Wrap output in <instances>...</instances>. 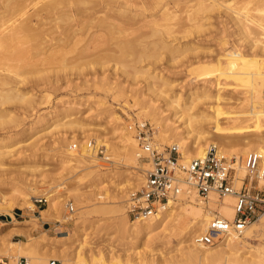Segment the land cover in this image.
<instances>
[{
  "label": "rangeland",
  "instance_id": "374dc122",
  "mask_svg": "<svg viewBox=\"0 0 264 264\" xmlns=\"http://www.w3.org/2000/svg\"><path fill=\"white\" fill-rule=\"evenodd\" d=\"M48 1L29 0V11H39ZM197 1L79 0L71 8L76 18L72 30L47 36L38 41L36 48L31 45L33 42L29 43L32 57L18 65L19 75L12 74L16 97L0 103V210L11 206L13 216L25 222V225L0 230V261L16 264L24 257L28 264H49L52 260L61 264L192 263L184 260L185 246L190 241L181 239L177 231L164 236L162 230L156 229L135 237L128 227L124 229L119 224L115 210L119 208L127 214L133 195L143 186L134 185L136 178L144 179L148 164L140 161L137 168H132L130 160H119L112 143L119 139L118 126H124L136 139L135 131L129 126L142 122L152 142L158 145L157 151L176 145L173 139L159 143V128L149 115L141 113L143 109L169 118V123L174 122V111L166 104L171 93H179L184 102L192 91V81L213 77H205L203 71L191 74V69L202 62L214 68L218 58L230 52L236 55L238 51L242 53L237 55L242 54L247 60L252 57L251 60L264 61V49L250 45L234 21H230V16H225L228 13L223 15L226 9H221L223 14L221 10L203 14L196 11ZM230 1L221 0L223 5ZM245 1L233 0L232 6L244 12L243 15L250 13L248 24L254 34L257 24H264V17L254 12L252 5L246 6ZM66 11L67 8L62 12ZM56 14L47 16L42 24L33 16L34 26L39 30L48 28L57 22L59 14ZM202 22L204 26L198 30ZM162 42L166 47L180 44V51L171 53L164 49ZM144 72L160 73L172 83V89L162 87L161 93L152 92ZM244 87L227 92L233 101L240 100L234 111L247 110L251 102L259 106L264 101V89L252 94ZM201 109L197 103L189 112ZM250 124L242 122L232 126ZM254 138L248 134L245 140L235 139L236 146L231 153H224L222 157L236 163L231 172L235 191L247 185L264 195V181L256 178L250 184L244 166L246 155L254 150L239 153L242 148L246 149L242 143ZM89 141H94L95 147H88ZM99 141L110 147L112 164L106 169L101 167L98 158L92 162L91 154ZM208 146L215 147L211 142ZM239 159L244 167L240 178ZM226 197L211 194L203 202L192 196L193 205L201 213L213 216L220 215V206ZM38 198H46L50 207H56L61 200V214L43 210L46 204L35 203ZM231 200L232 207L234 199ZM69 202L74 207L70 214ZM262 214L264 211L250 224ZM6 219L0 214V222ZM127 219L136 222L128 215ZM25 235L35 237V243L20 257L6 256L5 249L13 248V242L26 241ZM30 256L38 259L33 262Z\"/></svg>",
  "mask_w": 264,
  "mask_h": 264
},
{
  "label": "bare ground",
  "instance_id": "6f19581e",
  "mask_svg": "<svg viewBox=\"0 0 264 264\" xmlns=\"http://www.w3.org/2000/svg\"><path fill=\"white\" fill-rule=\"evenodd\" d=\"M78 1L79 0H49L39 11L30 12L29 0H0V103L10 102L16 97L17 90L14 88L12 80L14 79V76L16 77L19 75L18 65L25 59H30V57H32L30 53L32 50L30 51L28 49L30 47L29 43L33 42L31 45L36 48L38 44H40L38 42L39 40L42 41L47 36L51 37V35L55 33L63 34L64 32L72 30L75 27L76 18L75 13L71 8ZM112 1L118 2L119 0ZM232 2L233 0L230 1L229 4L227 3V5H223L221 0H198V8L196 11H201L200 13L203 14H210L214 11L219 13L221 9H226V11L221 10L220 12H225L224 14L223 12L221 14L225 15L228 13V15L225 16H230L229 18H231V20H229L231 22L234 21L233 24H235L245 35V38L250 45L254 48L259 47L260 50L264 49V24L258 23L256 26L257 31L253 34L251 29H249L250 26L248 24V21H250L249 18H251L249 15L250 13L246 12L245 14L247 15H243L242 13L244 12H241L240 9L235 6L233 8ZM245 2L247 3L246 6L252 5L254 8H252V10L259 16L264 17V0H246ZM65 8H67V11L62 12ZM56 12H58L59 15L56 18L57 22L53 25H51V23V26L48 28L41 27V30L34 26L32 21L33 16L38 17L39 24H42L47 16L56 14ZM206 19L208 18L206 17L203 20ZM203 26L204 23H199L197 29L201 30ZM252 34L253 36H251ZM177 43L166 47L162 42V45H165V50L169 49L168 51L176 54L180 51L178 48L180 44ZM234 48L235 47H233V49ZM237 53H235L236 55H234V53L232 54V52L227 54L223 53L224 55L222 58H215V60H217L214 68L209 67L212 65L208 66L205 62H202L196 68L190 70L191 74H194L196 71H203L202 74L205 77H213L204 79L201 82L197 81L196 83L195 81H192L190 84L192 86V91L184 102L181 101L179 93H176L175 95H172L171 93L166 104L174 111V122L171 121V123H169V118H165L160 114L148 113L146 109H143L141 113L149 115L151 120L159 128L157 133L159 143L173 139L172 141L176 145L170 147H175L177 149L179 164H187L195 159H203L207 154V150L210 147H213L208 146V148H206L210 142L215 145V149L217 147V155L222 157L224 153L228 155L231 153V150L236 146H234L235 139H243L248 136V134L255 136L251 142L247 139L248 142L244 141V143H242L246 149L242 148L239 153L243 155L246 150H254V153L259 156V162L261 164L260 169H258L259 164L256 169L257 176L260 181H264V101H260L261 104L259 106H256L251 102L250 108L238 112L234 110L239 106L240 100L233 101L230 97H227L228 91L231 90L232 92L241 86L249 88L252 94L256 93L258 90L264 89V61H260L257 58L251 60V57L249 58L253 61L251 62L242 54L237 55ZM224 57L225 60H223ZM221 60H223L225 64ZM226 66L229 67V69H226ZM144 73L147 80H149L147 83L148 89L152 92L161 93L160 90L162 87H168L169 90L172 89V83H170L168 79H165L160 73ZM159 80H161L160 84L157 83ZM194 101L197 102L198 105H201L202 109L197 110L195 113H190L197 105ZM226 107L230 108L231 111H228ZM184 111L190 112L184 115ZM242 122L251 124L243 127L232 126L233 124ZM176 123L178 124L175 125ZM139 125L142 126L144 124L141 122ZM227 125H229V127ZM118 128L121 133L118 135V141L112 143L113 150L117 156H120V161L130 160L132 168H137L140 162V148L137 140L124 129V126H118ZM129 129H133L132 125L129 126ZM213 138H215V141L212 142ZM151 143L154 149H158L157 144L152 141ZM98 144L103 145L106 148V151L110 148L102 141H99L96 144V147ZM95 150L91 154L92 162L98 158L95 154ZM235 151L236 150H234V152ZM227 161L231 162L229 160ZM235 165L236 163L233 164L234 169ZM237 169L239 171L238 177H243L244 167L242 166L241 159H239ZM111 172L114 174L115 170L113 169ZM138 178H136L137 181L134 185H143L144 179ZM181 178L182 183L185 186L186 181L184 180L183 174L181 175ZM239 184L240 182L238 181L237 185ZM193 195L196 200L199 199L203 201L197 196L196 191L190 190L186 195L187 198L181 196L177 201L165 204L164 207L159 208L155 216L142 221L129 222L125 211L119 208L115 210V213L117 214L119 224L124 229L128 227V230L135 237L141 234H149L156 229L162 230L164 236H171L174 231H177L181 239L187 238V240L190 241V243L185 246L184 252V260L192 261L190 264H264V214L253 223H249L250 225L248 224L240 233L234 231H230L225 235L214 233L213 236L220 239L219 244L215 246H204L198 243L196 239L205 232L209 221L213 217L219 216L228 221L233 220L235 214L233 207L235 197L233 194L226 195L227 197L223 199L220 206V215L215 214L213 216L212 213H201L199 209L193 205ZM231 198L234 199L233 208L231 207ZM43 201L46 204V207L43 210L58 215L61 214V200L58 201L56 207H50L49 201L46 198L35 199V203ZM11 211V206L0 210V214L7 217L6 221L0 222L2 223L0 228L1 231H4L7 227L15 228L21 224L25 225V222L18 221ZM209 217L211 218L209 219ZM204 225L205 227H203ZM197 232L199 233L194 237V234ZM22 234L20 233L19 235ZM25 236L27 238L26 241L20 240L18 242H13V248L5 249L6 252H4L6 256H12V254H15L16 257H20L28 246L35 243V237L29 235ZM193 237L194 242L192 240ZM30 259L34 262L38 258L30 256ZM149 264L155 263L150 262Z\"/></svg>",
  "mask_w": 264,
  "mask_h": 264
},
{
  "label": "built area",
  "instance_id": "2783aa9c",
  "mask_svg": "<svg viewBox=\"0 0 264 264\" xmlns=\"http://www.w3.org/2000/svg\"><path fill=\"white\" fill-rule=\"evenodd\" d=\"M138 146L140 148L139 160L147 163L148 168L144 170V184L140 191H137L127 209V215L132 221H142L156 215L159 208L169 202H175L181 196L187 198L190 190L196 191L197 196L203 201L208 200L210 194L219 198L233 194L234 218L228 221L219 216L213 217L205 232L196 239L204 246H215L219 240L213 234H227L230 231L242 232L244 228L264 211V195L252 191V186L245 185L239 191H235L232 183V161L228 162L217 155L216 149L210 147L203 159H195L187 164H179L178 151L175 147L165 148L157 151L152 146V138L146 129V124L140 126L133 124ZM76 145H73L75 148ZM88 147H95L94 141L88 142ZM95 154L100 160L103 169L112 164L109 152L103 145H97ZM259 156L251 152L245 158V167L249 175V183L257 178L256 169L259 164ZM186 181L182 183L181 175ZM41 203V202H40ZM68 213H73L74 207L67 204ZM0 264H4L0 261ZM16 264H28L24 257L19 258ZM49 264H60L52 260Z\"/></svg>",
  "mask_w": 264,
  "mask_h": 264
}]
</instances>
